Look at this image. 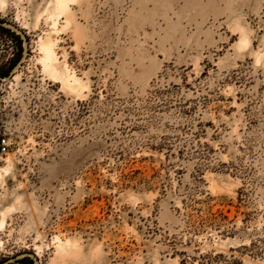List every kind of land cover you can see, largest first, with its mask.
Returning a JSON list of instances; mask_svg holds the SVG:
<instances>
[{
  "label": "rangeland",
  "instance_id": "1",
  "mask_svg": "<svg viewBox=\"0 0 264 264\" xmlns=\"http://www.w3.org/2000/svg\"><path fill=\"white\" fill-rule=\"evenodd\" d=\"M54 2L0 0V264H264V0Z\"/></svg>",
  "mask_w": 264,
  "mask_h": 264
},
{
  "label": "bare ground",
  "instance_id": "2",
  "mask_svg": "<svg viewBox=\"0 0 264 264\" xmlns=\"http://www.w3.org/2000/svg\"><path fill=\"white\" fill-rule=\"evenodd\" d=\"M76 0H55L54 6L52 4L48 7V12H50V18H53L55 14L60 17L62 14L68 15L71 11L70 4L75 2ZM68 23V22H67ZM54 26H58L56 20H54ZM249 40L247 37H242L240 40V45L243 48L249 45ZM56 41L52 40V38L47 37L40 40V49L43 53L41 57V62L43 63L44 69L49 73V75L55 79H59L63 82V84L70 88L72 91L80 92L83 89V82L76 76L75 73L71 72L67 66L61 65L58 59V55L56 52ZM245 47V48H246ZM242 49V48H241ZM11 168V167H9ZM7 171V170H6ZM7 173V172H6ZM0 178H1V170H0ZM10 209V208H9ZM2 221V220H1ZM4 222L0 224L2 227ZM58 239V238H57ZM59 242V241H58ZM70 241L63 242L60 239V244L58 245L59 252H67L70 249Z\"/></svg>",
  "mask_w": 264,
  "mask_h": 264
},
{
  "label": "built area",
  "instance_id": "3",
  "mask_svg": "<svg viewBox=\"0 0 264 264\" xmlns=\"http://www.w3.org/2000/svg\"><path fill=\"white\" fill-rule=\"evenodd\" d=\"M0 149L2 153H6L9 149V142L6 139L1 140Z\"/></svg>",
  "mask_w": 264,
  "mask_h": 264
},
{
  "label": "trees",
  "instance_id": "4",
  "mask_svg": "<svg viewBox=\"0 0 264 264\" xmlns=\"http://www.w3.org/2000/svg\"><path fill=\"white\" fill-rule=\"evenodd\" d=\"M8 31H11L10 29H7ZM12 32V31H11ZM14 35H15V33L14 32H12ZM17 38H19V35H15ZM21 45V47L19 48V51L22 53V51H23V47H22V43L20 44ZM25 258H27V257H25ZM29 259V258H28ZM30 264H34V262H33V260L32 259H30Z\"/></svg>",
  "mask_w": 264,
  "mask_h": 264
}]
</instances>
